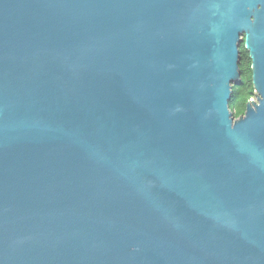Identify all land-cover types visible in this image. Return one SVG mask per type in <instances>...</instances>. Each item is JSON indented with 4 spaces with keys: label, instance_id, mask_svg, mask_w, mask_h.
Segmentation results:
<instances>
[{
    "label": "water",
    "instance_id": "water-1",
    "mask_svg": "<svg viewBox=\"0 0 264 264\" xmlns=\"http://www.w3.org/2000/svg\"><path fill=\"white\" fill-rule=\"evenodd\" d=\"M0 264H264V0H0Z\"/></svg>",
    "mask_w": 264,
    "mask_h": 264
},
{
    "label": "trees",
    "instance_id": "trees-1",
    "mask_svg": "<svg viewBox=\"0 0 264 264\" xmlns=\"http://www.w3.org/2000/svg\"><path fill=\"white\" fill-rule=\"evenodd\" d=\"M240 50V77L232 86L229 108L235 118L242 115L246 104L250 98L254 97V87L252 84L251 59L243 43Z\"/></svg>",
    "mask_w": 264,
    "mask_h": 264
},
{
    "label": "rangeland",
    "instance_id": "rangeland-1",
    "mask_svg": "<svg viewBox=\"0 0 264 264\" xmlns=\"http://www.w3.org/2000/svg\"><path fill=\"white\" fill-rule=\"evenodd\" d=\"M253 99H255V97H253Z\"/></svg>",
    "mask_w": 264,
    "mask_h": 264
}]
</instances>
